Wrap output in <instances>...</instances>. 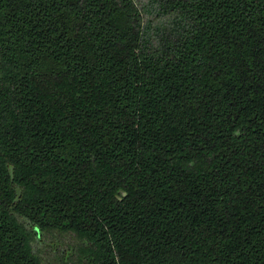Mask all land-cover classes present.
Instances as JSON below:
<instances>
[{
	"label": "trees",
	"instance_id": "16d2710c",
	"mask_svg": "<svg viewBox=\"0 0 264 264\" xmlns=\"http://www.w3.org/2000/svg\"><path fill=\"white\" fill-rule=\"evenodd\" d=\"M154 1L0 0V264H264V0Z\"/></svg>",
	"mask_w": 264,
	"mask_h": 264
},
{
	"label": "rangeland",
	"instance_id": "374dc122",
	"mask_svg": "<svg viewBox=\"0 0 264 264\" xmlns=\"http://www.w3.org/2000/svg\"><path fill=\"white\" fill-rule=\"evenodd\" d=\"M135 1L138 4V6L143 10L145 21L150 20L154 24L155 23L157 24L161 20L156 16L157 3L154 0H135ZM48 240L50 241V237H45L42 239V241L36 243L35 246L38 249H41L40 256L43 258L44 262H47L48 264H58L61 261V259L57 261L56 258L60 257L61 252H63L68 247L65 243H62L58 239H56V241L53 243V246L45 245L46 242H49Z\"/></svg>",
	"mask_w": 264,
	"mask_h": 264
},
{
	"label": "water",
	"instance_id": "95a60500",
	"mask_svg": "<svg viewBox=\"0 0 264 264\" xmlns=\"http://www.w3.org/2000/svg\"><path fill=\"white\" fill-rule=\"evenodd\" d=\"M12 168H10V175H11V178H12ZM20 193H21V191H20V189H18L17 190V195H16V198H15V200H14V202H17L18 201V199H19V197H20ZM35 231H36V233L38 234V229L37 228H35Z\"/></svg>",
	"mask_w": 264,
	"mask_h": 264
}]
</instances>
